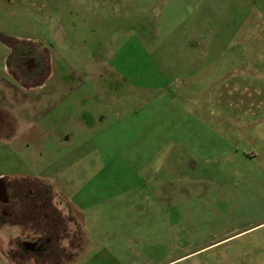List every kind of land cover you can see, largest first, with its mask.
I'll use <instances>...</instances> for the list:
<instances>
[{
	"label": "rangeland",
	"instance_id": "1",
	"mask_svg": "<svg viewBox=\"0 0 264 264\" xmlns=\"http://www.w3.org/2000/svg\"><path fill=\"white\" fill-rule=\"evenodd\" d=\"M24 51L45 87L7 95ZM0 100L98 200L66 264H264V0H0Z\"/></svg>",
	"mask_w": 264,
	"mask_h": 264
},
{
	"label": "crops",
	"instance_id": "2",
	"mask_svg": "<svg viewBox=\"0 0 264 264\" xmlns=\"http://www.w3.org/2000/svg\"><path fill=\"white\" fill-rule=\"evenodd\" d=\"M6 1L9 2V0ZM4 74L5 78L1 81L3 84L9 83V87L5 88L7 95L11 91L41 90L45 87L44 80L39 78L29 81L30 83L20 82L18 80L20 75L10 68ZM36 75L39 76V73ZM8 98L11 101L10 97ZM7 106L10 107L8 101L0 100V108L5 109ZM79 124L80 126L83 125L81 122ZM6 126L9 130L6 129ZM8 126H11V122L0 118V196L6 198H0V214L3 215L6 210L5 207L13 212L10 221L0 222V254L8 246L12 250L14 241L28 236L33 224L40 220L38 217H32L35 208L34 204L31 206L34 202L31 200V194L35 191L41 194L42 200L46 201L49 207L51 206L56 210L58 216L70 220V226L75 230L77 236L75 245L77 247L76 252H78L82 234H85L89 229V226L87 228L88 216L89 214L92 216L93 206L98 204V200L84 194L82 189L74 191L72 196L68 198L62 189L56 186L54 182H50L49 172H33L30 164L19 159V154L21 155L23 151L19 143L21 141L19 140L21 128L17 123H13L12 129ZM64 135L65 130L57 136L59 142L67 140ZM25 139L27 141V138L23 140L25 141Z\"/></svg>",
	"mask_w": 264,
	"mask_h": 264
},
{
	"label": "flooded vegetation",
	"instance_id": "3",
	"mask_svg": "<svg viewBox=\"0 0 264 264\" xmlns=\"http://www.w3.org/2000/svg\"><path fill=\"white\" fill-rule=\"evenodd\" d=\"M32 54L30 51H24L19 56V65H11L10 69L20 75L18 80L22 83H29V80L23 77L20 63L24 62L25 58L32 57ZM7 187L9 188V185ZM2 198L6 199L5 196ZM31 200L34 201L31 206L34 204L35 208L32 217H38L40 220L33 224L28 236L14 241L10 255L12 262L23 261V264H66L74 257L77 249L75 245L77 236L75 230L70 226V220L58 216L56 210L51 206L49 207L37 191L32 192ZM35 201H38V203H35ZM5 209L3 215L0 214V222L10 221L13 216L11 210H8L7 207Z\"/></svg>",
	"mask_w": 264,
	"mask_h": 264
}]
</instances>
